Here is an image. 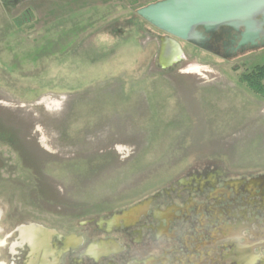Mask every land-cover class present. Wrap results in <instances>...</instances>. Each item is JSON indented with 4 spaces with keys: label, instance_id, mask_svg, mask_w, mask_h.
<instances>
[{
    "label": "rangeland",
    "instance_id": "1",
    "mask_svg": "<svg viewBox=\"0 0 264 264\" xmlns=\"http://www.w3.org/2000/svg\"><path fill=\"white\" fill-rule=\"evenodd\" d=\"M155 1L0 0V264L53 260L32 255L30 229L124 246L123 228L107 235L104 223L158 195L180 205L201 186L227 203L207 204L219 219L207 213L206 232L172 227L186 238L182 249L175 241L176 263L213 243L208 233L263 210L236 206L247 194L227 186H264V96L240 78L264 66V49L225 61L183 44L180 63L163 68V33L136 14ZM152 233L133 259L173 251ZM57 237L50 250H62ZM229 251L219 246L216 261ZM74 252L58 264L79 260Z\"/></svg>",
    "mask_w": 264,
    "mask_h": 264
},
{
    "label": "flooded vegetation",
    "instance_id": "2",
    "mask_svg": "<svg viewBox=\"0 0 264 264\" xmlns=\"http://www.w3.org/2000/svg\"><path fill=\"white\" fill-rule=\"evenodd\" d=\"M1 1L19 6L26 0ZM224 39L227 40L228 36L225 35ZM210 188L211 187L207 188L201 186L197 190H189L188 195L190 196L185 198L182 197L183 201L180 205L175 203L171 197L162 199L161 195H158L155 198L146 201L144 204L130 209L122 215L116 216L109 222L104 223L103 225L107 227L104 232L107 235L112 234L114 230H117L120 227L123 228L126 237L131 238V240L128 243H125L124 246L117 244L112 239L99 241V243H90L80 237H66L64 250H68V253L72 254H74V251L76 250L79 251V256H77L79 260L76 258L70 264H86L83 260L85 258H89L93 261L88 264H102V261L106 262L104 264H264V186L257 181L238 183L234 186L228 185L227 188L233 189L237 195L247 194V196H239V200L235 204L236 206L246 203L247 200H249L247 204L249 203L251 207L255 208L256 205L251 201L256 200L257 203L259 202L263 207V210L258 211L257 216L263 217V219L258 220L257 216H253L249 219L247 218V215L243 214L241 221H234L232 225L221 226L220 228L215 229V231L208 233L207 237H212L214 242L210 244L205 243L203 246L197 247L196 252L199 253L200 257L199 255H192L193 257L182 255L180 257L182 258V261L176 263L177 257L174 255L176 254L174 247L182 244L181 249L185 248L184 240L186 238L183 237L181 231L174 230L172 227L176 226V224L181 225L183 223L182 226H184V228L181 227V229L185 230V233L188 232V229H186L188 225L191 228L193 235L198 234L199 231H201V233L206 232V226H209V222H207L209 221V219H207V213L213 217L212 220L218 221L219 219L217 216L219 213L217 214L215 210L209 208L207 204L212 201L218 205L223 204V202L227 203L225 198L227 193L216 190L214 187L212 188L214 193L206 192V190ZM192 192H195V198L191 197ZM221 194H223L222 199H217V196ZM225 210H227V214L223 213L224 210H222L220 214L228 216L230 219L228 209ZM207 229H210V227ZM29 231V233L32 234L29 235V241L25 244L30 247L32 255L44 250L45 259L49 257L53 258L51 262L45 261V264L60 263L59 259L64 257V255H62L59 258L63 251V247L62 250L56 251L54 249L50 250L47 245L52 238L57 237V235L54 234L50 238V236L46 235L44 231L36 233L33 232L35 231L34 229H30ZM146 231H148V233L153 231L151 237L157 242V244L163 241L161 239L169 238L173 241V244L177 241L178 245L175 244L172 247L173 251L171 252L163 251L162 249L163 252L161 251V254H163V256L158 255L156 258L154 257L150 259L147 258V256L142 255L143 253L140 250L138 252V257H136L137 259H133V248L138 247L147 250L151 245L150 241H147L144 238L139 239L140 235H143V237L146 236ZM171 232H173L172 235H170ZM246 233L248 236H246ZM48 238H50V241L47 240ZM61 240L64 241V239ZM155 242L152 241L154 244ZM219 246L229 248L230 251L220 257L219 261H216L218 255L215 253ZM71 250H73V252H71ZM107 259L109 260L107 261Z\"/></svg>",
    "mask_w": 264,
    "mask_h": 264
},
{
    "label": "water",
    "instance_id": "3",
    "mask_svg": "<svg viewBox=\"0 0 264 264\" xmlns=\"http://www.w3.org/2000/svg\"><path fill=\"white\" fill-rule=\"evenodd\" d=\"M136 14L163 33L158 56L163 68L180 63L183 44L225 61L264 49V0H159ZM167 48L170 60L164 61ZM58 238L64 239L60 258L69 251L64 250L66 237Z\"/></svg>",
    "mask_w": 264,
    "mask_h": 264
},
{
    "label": "trees",
    "instance_id": "4",
    "mask_svg": "<svg viewBox=\"0 0 264 264\" xmlns=\"http://www.w3.org/2000/svg\"><path fill=\"white\" fill-rule=\"evenodd\" d=\"M241 82L259 96H264V66H258L252 71H246L241 75Z\"/></svg>",
    "mask_w": 264,
    "mask_h": 264
},
{
    "label": "bare ground",
    "instance_id": "5",
    "mask_svg": "<svg viewBox=\"0 0 264 264\" xmlns=\"http://www.w3.org/2000/svg\"><path fill=\"white\" fill-rule=\"evenodd\" d=\"M170 49L171 48H167L168 52L165 54L166 57H164V61H168L170 60ZM49 233H46V235H48ZM21 236V235H20ZM51 237V235H50ZM46 239V238H45Z\"/></svg>",
    "mask_w": 264,
    "mask_h": 264
},
{
    "label": "crops",
    "instance_id": "6",
    "mask_svg": "<svg viewBox=\"0 0 264 264\" xmlns=\"http://www.w3.org/2000/svg\"><path fill=\"white\" fill-rule=\"evenodd\" d=\"M156 2V1H155Z\"/></svg>",
    "mask_w": 264,
    "mask_h": 264
}]
</instances>
